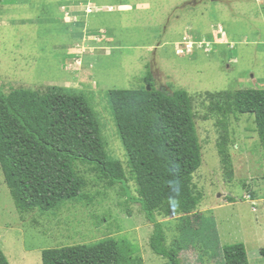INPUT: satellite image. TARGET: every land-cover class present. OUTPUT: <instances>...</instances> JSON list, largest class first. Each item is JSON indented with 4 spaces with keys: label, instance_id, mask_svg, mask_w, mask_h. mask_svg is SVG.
<instances>
[{
    "label": "rangeland",
    "instance_id": "1",
    "mask_svg": "<svg viewBox=\"0 0 264 264\" xmlns=\"http://www.w3.org/2000/svg\"><path fill=\"white\" fill-rule=\"evenodd\" d=\"M148 73L158 89L188 92L203 148L193 186L203 196L194 213L204 222L181 254L184 264H221L222 247L237 243L250 264H264V147L255 116L228 119L229 179L218 154L221 117L208 96L264 89V0H7L0 7V91L85 95L130 191L108 188L80 166L89 198L20 214L0 166V247L10 264H42L44 250L107 239L137 245L145 264H167L150 247L153 225L137 201L108 100L111 90L143 87ZM182 216L156 215L169 245Z\"/></svg>",
    "mask_w": 264,
    "mask_h": 264
},
{
    "label": "trees",
    "instance_id": "2",
    "mask_svg": "<svg viewBox=\"0 0 264 264\" xmlns=\"http://www.w3.org/2000/svg\"><path fill=\"white\" fill-rule=\"evenodd\" d=\"M4 1L0 0V7ZM144 81L139 89L109 91L108 100L137 185V201L153 225L150 247L167 264H184L181 254L195 244L190 243L197 234L195 225L204 222L203 216L194 213L203 196L193 186L203 163V148L188 92L158 89L151 73ZM208 96L210 111L221 117L218 154L226 176L232 179L228 119L232 114L254 115L264 147V89ZM100 128L83 94H42L24 88L9 94L0 91V166L20 214L53 212L68 202L89 198L80 166L90 168L108 188L122 185L130 192L122 166L109 155ZM158 212L183 215L180 236L171 245ZM217 237L214 241L221 248ZM139 253L140 248L127 240L107 239L44 250L42 264H145ZM221 255V264H250L243 243L222 247ZM0 264H10L1 247Z\"/></svg>",
    "mask_w": 264,
    "mask_h": 264
},
{
    "label": "crops",
    "instance_id": "3",
    "mask_svg": "<svg viewBox=\"0 0 264 264\" xmlns=\"http://www.w3.org/2000/svg\"><path fill=\"white\" fill-rule=\"evenodd\" d=\"M6 1H7V0H5V1L3 2V5L6 3Z\"/></svg>",
    "mask_w": 264,
    "mask_h": 264
}]
</instances>
